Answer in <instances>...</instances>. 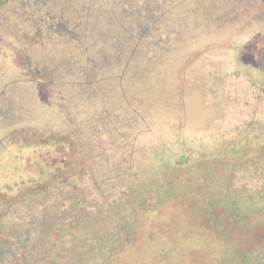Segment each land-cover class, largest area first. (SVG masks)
<instances>
[{"label":"rangeland","instance_id":"rangeland-1","mask_svg":"<svg viewBox=\"0 0 264 264\" xmlns=\"http://www.w3.org/2000/svg\"><path fill=\"white\" fill-rule=\"evenodd\" d=\"M32 1H39L44 14L31 16L32 9L26 14L22 13L23 10H17L18 14L13 13L15 4L13 9L0 12V242L8 239L13 240L12 244L15 245V241L30 235L28 231L32 223L31 237L37 233L55 234L52 202L39 195L40 187L35 182L41 180L50 167L52 172V165L61 160L64 149L55 141L58 135L70 129L68 118L60 111L56 101L61 99L77 111L78 115L73 113V117L86 131L90 123L97 122L95 115L107 100L115 110V75L111 77L108 87L92 94L86 91L88 88L81 72L85 69L87 55L98 58L99 49L109 43L115 44V30L120 31L123 26L135 29V13L141 10L140 15H145L147 19L146 10L154 5L152 28L157 29L152 33L153 38L147 37L146 41L161 37L162 46L173 47L164 57L168 62H176L177 69L168 79L163 99L159 102V106L163 107V116L155 121L158 125L155 126L156 131L144 132L139 136L138 145L143 146L145 151H140L138 158L148 155L153 145L156 150L161 146L166 147L168 152L161 153V156L155 155L152 150L154 153L150 154L147 162L149 169L145 173H136L133 184H137L139 189L133 193L135 197L130 195L131 201L126 207L115 203L114 187L104 191L105 197L101 196L94 205L86 203L81 211L84 215L79 211L74 213L72 220L79 221L81 225L71 236L80 237L86 232L83 226L88 228L91 224L96 226L93 233H101L98 236H113L111 233L114 229L107 224V219L115 218V208L123 206L119 214L126 221L138 218L142 229L147 228L150 235L140 233L138 242L141 248L129 249L122 260L117 262L113 259L110 264H134L131 261L134 257H138V264H161L160 261H164L160 260L161 250L165 264H181L179 256L185 251L193 255L190 252L199 245L209 250L207 259L200 264H227L232 246H229L232 240L228 228L220 226L218 235L213 230H206L209 241H203L200 223L181 227L175 233L174 245L157 228L156 214L161 213L160 216L168 223L176 222L174 227L184 225L183 220H188V217H195V222L203 220L205 216H201L200 205L205 199L196 196L194 203H190L193 208H188L185 200L199 189L197 171L200 168H216L218 160L214 155L218 150L214 143L234 138L238 130L251 135H256L257 130L264 131V0ZM127 7L132 10V16H120L121 23H116L115 10L121 11ZM42 19L62 23L70 34L64 33L62 28L48 29L40 22ZM34 22L38 26L33 25ZM78 34L82 35L80 39H74L73 36ZM86 47L89 48L85 50ZM28 57L32 59V70L25 64ZM43 66L47 71L39 72ZM37 94L44 99L46 97L45 102L57 112L55 122L63 118L67 120V128L53 130L52 124H49L50 129H45V123L39 121L42 120L40 116L48 114L53 118V112L47 109L45 113L47 107L43 109L36 105L39 100ZM11 123L20 125L7 135V131L12 129L9 128ZM103 140L108 142V139ZM76 142L83 149L81 141ZM207 142H210L208 146L201 147V143ZM257 142L254 148L258 146ZM177 143L179 149L184 151V159L179 163L175 162L173 153V145L177 147ZM183 143L186 145L184 150ZM104 148L107 155L115 158V143L104 144ZM246 154H251L254 162L264 159V156L252 151ZM227 155L221 160L220 167H229V159L233 155L231 151H227ZM160 156L163 157L162 161ZM246 156L242 157V163L248 162ZM96 159L102 162L100 157ZM256 177L249 176L247 184L254 186L259 180ZM169 182L174 188H170ZM228 188L223 182L218 192L212 191L208 198L205 197L211 203L209 207L214 206V212L223 209V212L214 213L211 219L227 215L223 203L228 202ZM98 194L89 192L87 200ZM170 194L174 195L170 197ZM141 198L145 199L146 214H141L142 210L135 204ZM218 202L222 204V207L218 204L219 209L216 207ZM71 206L74 207L71 203L68 208ZM48 221L51 222L50 226L45 225ZM246 240L242 235L238 238L241 243H246ZM41 247L53 250L46 243H42Z\"/></svg>","mask_w":264,"mask_h":264},{"label":"trees","instance_id":"trees-1","mask_svg":"<svg viewBox=\"0 0 264 264\" xmlns=\"http://www.w3.org/2000/svg\"><path fill=\"white\" fill-rule=\"evenodd\" d=\"M14 4L15 9H13ZM40 5L39 1L32 0H0V12L1 10L13 9V13L18 14L23 10L22 13L26 14L29 12L28 10L32 9L30 14L34 16L43 12ZM150 6L151 8L146 10L148 12L147 19L145 15H140L141 10L135 13L136 18L133 19V28L135 29L123 26L120 31L115 30V44L109 43L108 46L99 49L97 51L98 58L87 55L85 69L81 72L85 78L84 84L88 88L86 91L90 92L89 94L108 87L111 77L115 75V110L109 106L110 101L107 100L106 105L95 115V117L97 116V119H95L97 122L90 123L88 131H86L82 129L81 123L73 117V113L78 115L77 111L66 105L61 99L56 101L60 110L67 116L70 129L68 132L58 135L55 141L64 149L61 153V160H57L52 165V172L50 167V171L44 174L41 180L35 182L40 187L39 195L52 202L55 234L37 233L31 237V231L34 228L32 223L30 229L28 228L30 235L18 239L15 241L17 242L15 245L12 244L13 240L4 239V241L6 240L4 243L0 242V264H8L7 262H11L10 264H33L30 263L31 261L36 264H110L113 259L117 262L122 260L129 249L141 248V244L138 242L140 241V233H144L146 236L150 235L147 228L142 229L138 218L133 221H126L119 214L120 210L124 209L122 206L118 209L115 208V218L107 219V224L112 225L114 229L111 233L113 236H98L101 233H93V228H96L93 224L88 228L83 226V231L86 232L80 237L71 236L74 234L75 229L81 225L79 221L72 220L74 213L81 212L86 203L94 205L100 200L101 196L105 197L104 191L114 187L115 198H117L115 203L119 202V204L126 207L131 201L130 195L135 197L133 193L135 194L139 189L137 184H133L137 177L136 173H145L149 169L147 162L148 158L150 159V154L154 152L155 155L163 152L166 154L168 152L166 147L161 146L156 150L154 149L155 145H153L149 148L148 155H144L143 158L139 156L140 158H138L139 152L145 149L143 146L138 145L139 136L144 132L152 133L154 130L156 131L155 126L158 125L155 121L163 116L161 110L163 107L159 106V102L163 99V92L167 87L168 79L173 77L177 69L176 62H168L164 57L173 50V47L162 46L163 38L161 39V37H157L155 41H146L147 37L153 38L152 33L157 29L152 28L155 21L152 10L156 8H154V5ZM117 11L115 10L116 23H121L122 18L120 16H132V10L128 7ZM40 22L50 30L53 27H56V29L62 28L64 33L70 34L62 23H55L48 21V19L47 22L44 19ZM33 25L38 26V23L34 22ZM81 36L78 34L74 35L73 38L80 39ZM88 48L86 47L85 50ZM26 59L27 63L25 64L32 70L34 68L32 59L30 57ZM38 71L44 73L47 71L46 66ZM40 79L46 80L44 77H40ZM168 116L172 117L173 115ZM113 120L115 121V138ZM257 131L255 132L256 135H251L238 130L234 138L214 143L217 145L215 148L218 150V153L214 155L218 160L216 168L212 170L210 168H200V171H197L199 173V189L193 195L189 194L192 197L188 195L185 201L188 208H193L190 203H194L193 200L196 196L199 199H205L200 205L202 208L201 216H205L203 220H196L195 222V217H188V220H183L185 221L184 225L174 227L176 222L168 223L164 217L160 216L161 213L158 216L156 214V226L168 242L175 245V233L181 227H189L192 224L200 223L201 233H203L202 239H204L203 241H209L206 230H213L218 235L220 234V226H222L225 229L228 228L232 240V243H229V246L232 245L231 258L227 264H264V159L260 162H254L251 160V154L246 156V153L250 151L264 156V131ZM260 138L263 140H259ZM103 139H108V142ZM76 140L81 141L83 149L79 147ZM255 141H258L256 143L258 146L254 148ZM114 143L115 158L109 154L107 155L104 148V144L112 145ZM209 144L210 142L201 143L200 145L203 147ZM227 145H229L228 148ZM175 146L173 145L174 160L179 163L184 159V151L179 149L178 143L177 147ZM184 147L186 145L183 143V150ZM227 151H231L233 157L231 156V159H229L231 160L229 161V167L223 168L220 167V164L221 160L228 156ZM161 156L162 161L163 157ZM243 156H246L247 163L241 162ZM97 157H100L102 162L97 160ZM163 167L167 166L164 165ZM193 168L196 169L198 166ZM249 176H257L256 180L259 179L254 186L247 184ZM190 179L192 178L188 180ZM223 182L229 187L228 202L223 203L227 215L224 218L211 219L214 213L223 212V209L218 213L214 212V206L209 207L211 203L206 198H208V195L210 196V192L215 190L218 192ZM169 184L170 188H174L171 182ZM127 190H130V194ZM89 192L99 194L95 198L87 200ZM171 195L174 194H170V197ZM190 198L192 200H189ZM144 200L141 198L139 202L135 203L138 204V209L142 210L141 214L147 212ZM220 202L216 203L218 209L219 205L222 207V204H219ZM71 203L74 207L68 208ZM80 203H82L81 207ZM183 210L187 211L188 209ZM81 214L84 215V212H81ZM47 224L50 226L51 222L48 221L45 225ZM88 230H90L89 233ZM107 231L110 232L109 229ZM55 235H60V237ZM240 235L247 238L246 243L238 241ZM42 243L50 245L53 250L41 247ZM179 244L182 246L181 241ZM38 248L39 252L37 253ZM34 252L36 256H34ZM190 253L193 255H188V252L185 251L179 256L178 259L181 260V264H200V262L207 259L209 250L199 245V247L193 248ZM159 255L160 260L165 261L162 250ZM9 259L11 261H8ZM137 260L138 257H134L131 261L138 264ZM164 261H160V263L165 264Z\"/></svg>","mask_w":264,"mask_h":264},{"label":"crops","instance_id":"crops-1","mask_svg":"<svg viewBox=\"0 0 264 264\" xmlns=\"http://www.w3.org/2000/svg\"><path fill=\"white\" fill-rule=\"evenodd\" d=\"M11 75V74H10ZM18 78V77H17ZM34 84H36V83H33V85ZM3 86H5V84H3ZM2 89V88H1ZM32 92H34V91H32ZM37 96L39 97V100H38V102L36 103V105L37 106H41L43 109L44 108H46V110L44 111L45 113H47L48 111H51V112H53V118H51V117H49V115L47 114V116H44V117H42V116H40V119H42V120H39V121H43L44 123H45V129H48L49 127H50V125L52 124V127H53V130H55V129H57V128H67V120H65L64 118H63V120L61 119L60 120V122L58 121V122H55L54 121V118H56V115H57V112L55 111V109L49 104V103H46L45 102V99H46V97H45V99L43 98V97H40V95H38L37 94ZM4 98H7V97H3V99ZM43 101V102H42ZM49 106H48V105ZM59 107V106H58ZM47 109H48V111H47ZM60 109V108H59ZM32 110V109H31ZM38 110V109H37ZM34 112H37V111H35V110H33ZM61 111V110H60ZM13 122V121H12ZM50 124V125H49ZM20 124L19 123H15V124H12L11 123V125H10V127L9 128H12V129H10V130H8L7 131V135H10L11 134V130H16L17 128H19L18 126H19ZM22 127H24V126H22ZM50 129V128H49ZM10 133V134H9Z\"/></svg>","mask_w":264,"mask_h":264}]
</instances>
